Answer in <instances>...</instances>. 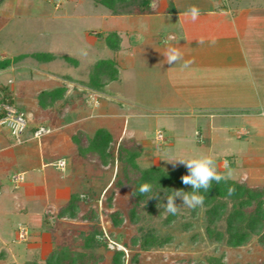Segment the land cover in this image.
Listing matches in <instances>:
<instances>
[{
  "label": "rangeland",
  "instance_id": "rangeland-1",
  "mask_svg": "<svg viewBox=\"0 0 264 264\" xmlns=\"http://www.w3.org/2000/svg\"><path fill=\"white\" fill-rule=\"evenodd\" d=\"M36 2L39 7L33 5ZM21 3L23 7L18 9L17 17L3 13L7 16V27L0 32V40L7 50L15 58L29 51H42L79 61L74 65L62 58L50 63L26 60L49 69L51 79L58 77L59 87L66 88L64 96L46 108L39 120H44L51 129L63 128L81 116L82 121L62 130L68 135L84 131L93 136L98 129L107 128L116 148L124 140L142 147L137 159L141 167L168 169L173 168L164 161L169 155L208 154L216 159L219 172L226 169L233 172L231 179L264 186L263 121L258 119L261 134L254 138L236 135L237 126L243 124L241 119L218 116L213 120L215 127L228 123L231 130L209 131L206 128L209 120L202 115L216 116L222 112L205 113V107H195L201 106L202 100L198 103L186 97L191 90L186 91L185 76L176 70L168 76L169 64L162 55L166 46H161L156 35H152L149 18L138 14L113 15L106 6L93 0H21ZM156 3L153 2L154 10ZM31 8H36L38 15L30 13ZM109 32L121 34L120 51L107 47L104 35ZM183 35H179L181 40L175 45L181 52L186 48ZM197 47L201 48L200 43ZM100 59H115L124 70L120 72L121 83L109 82L106 93L86 85L92 66ZM21 73L28 72L22 69ZM9 101L0 104L1 108ZM1 129V133L9 132L7 127ZM28 134H24L21 143L12 139L10 154L0 153V264L11 262L8 255L17 264L35 258L42 261L51 249L59 246L83 250L84 239L92 235L102 241L92 248L105 254L106 261L101 264H109L113 248L125 249V264H264V246L256 239L236 248L209 241L202 209L192 216L190 208L181 207L177 218L165 223L169 215L164 208L166 195L171 194L168 192L159 193L158 200L139 204V214L130 222L128 215L135 198L115 188L121 176L119 161L102 167L94 157L79 154L70 138L55 133L56 138L44 144L47 137L27 142ZM40 154L46 157V162L64 155L69 162L67 171H58L51 165L41 167ZM22 170L26 178L20 184L23 180L17 179ZM67 192L79 193L82 208L95 207L99 218L81 221L58 217ZM176 203L182 206L179 198ZM114 209H119L126 218L120 225H114L105 212ZM42 220L45 226H41ZM185 222H192L193 227L186 229ZM167 236H171L170 242L159 245ZM135 239L137 242L133 244ZM135 254L136 263L132 260Z\"/></svg>",
  "mask_w": 264,
  "mask_h": 264
},
{
  "label": "crops",
  "instance_id": "crops-1",
  "mask_svg": "<svg viewBox=\"0 0 264 264\" xmlns=\"http://www.w3.org/2000/svg\"><path fill=\"white\" fill-rule=\"evenodd\" d=\"M33 5L39 7L38 2L33 3ZM21 7H23L21 0H3L1 2L0 32L7 27V20L5 19L7 16L4 17L3 13L11 18L17 17L18 9ZM193 7L199 9L200 12L195 21L191 19L189 11ZM155 8L152 13L135 14L149 18L151 33L153 36L156 35L161 46L177 45L178 41L181 40L179 35L184 34L182 38L185 37L183 41L186 48L182 53L185 60L193 62L188 69L184 70L180 68L179 64L168 65V76L174 70L185 76L184 82L188 88L186 91L191 90L190 94L187 92L186 97L190 100H197V102L202 100V104H199L201 106L195 104V107H205L207 109L205 113L222 112L221 115L216 116L214 114L202 115L209 120V126L206 128L209 131L216 128L221 131L231 130V125L228 123L215 127L213 120L218 116L222 119H241L244 125L237 126L236 135L238 137L248 136V138L258 137L261 134L259 133L261 130L259 131L258 128V119L264 123V1L158 0ZM30 10V13L36 15L39 13L36 8ZM167 35L168 37H166ZM199 43L201 48L197 47ZM121 48L122 38L120 34V48L117 51H120ZM35 52L42 51L26 52L24 54L27 56L16 61L14 54H11L0 40V60H12L6 68H0V88L7 89L11 94V97L5 98L4 101L10 100V104L17 106L31 116L27 118L28 129L26 133H29L28 136H30L27 138V142L36 140L32 133L38 126L43 125L51 129L48 124L43 122L44 120H39L46 110L39 105V93L61 85L58 82V77L51 79L49 69L44 68L39 63L36 65L35 61L33 63L26 62L29 58L38 62H46L30 56L31 53ZM116 62L122 74L124 70L121 64ZM22 69H26L28 73L22 74ZM106 92H108L107 89ZM80 121H82V117L78 116L69 121L63 128L61 126L52 128L55 130L51 129L49 133L42 136L43 138L47 137L44 144L53 141L56 138L55 133L59 137L65 136L72 141L75 133L68 135L62 129ZM52 134L54 135L52 136ZM0 141L3 145L0 147V153L10 154L9 151L13 148L14 142L11 134L0 132ZM38 160L41 162V167L45 168L51 165L61 172L67 171L69 165L68 159L64 155L50 158L49 162H46V157L41 155ZM59 160L66 162L65 169L61 170L56 166ZM19 174L23 175V181L20 183L22 184L25 182L26 172L22 170ZM71 194L72 192L65 194L66 201ZM42 225H44V220H42ZM8 257L11 262L14 261L11 255Z\"/></svg>",
  "mask_w": 264,
  "mask_h": 264
},
{
  "label": "trees",
  "instance_id": "trees-1",
  "mask_svg": "<svg viewBox=\"0 0 264 264\" xmlns=\"http://www.w3.org/2000/svg\"><path fill=\"white\" fill-rule=\"evenodd\" d=\"M3 0H0V4ZM97 4L106 6L112 14H135L154 12L153 2L158 0H93ZM101 35V33H97ZM105 43L113 51L120 48V35L109 32L104 35ZM26 54L14 58L20 60ZM30 56L40 61H53L62 58L68 63L78 65L79 61L68 55H58L52 52H35ZM11 59L0 60V68H6L11 64ZM120 82V70L114 59H100L91 69L88 87L105 91L109 82ZM105 89V90H104ZM66 92L65 86L43 90L39 93V105L42 108L52 106L57 100L62 98ZM11 97L10 92L5 88H0V104L5 98ZM4 110L0 106V116ZM12 137V136H11ZM77 151L81 155L94 157L102 167L112 165L115 161L121 164V176L115 182V188L127 191L134 195L135 205L130 209L128 215L130 222H134L138 216V206L142 202H148L146 196H141L139 188L142 184H150L153 192H168L183 189L191 191L181 182V177L187 174V169L181 165L176 168H163L161 166L141 167L137 159L142 153V147L130 140H124L117 148L111 132L106 128L98 129L93 136L78 131L73 135ZM13 139V137H12ZM234 187L235 194L227 195V189ZM205 196L202 207L191 209L192 216L198 214L202 209L204 217V232L206 238L217 244L229 247H243L253 240L264 246V186H252L243 180L229 179L227 183L213 182L212 188ZM82 199L79 193H72L69 199L60 206L57 216L81 221H95L99 218V212L95 207L82 208ZM153 204V202H152ZM113 204L109 201V206ZM153 207V205H152ZM114 225H120L126 219L119 209L106 210ZM107 215V214H106ZM177 218V215L169 214L165 223H170ZM45 223V221H44ZM186 229L193 227L192 222L183 223ZM194 234L192 237L194 238ZM96 235L86 237L82 243L83 250L72 249L68 246L53 248L44 261L37 259L26 260L22 264H101L106 261L104 253L92 250L94 245H99L102 241ZM150 240V239H146ZM171 236H167L159 241V245L170 242ZM137 240L132 243L136 244ZM149 242V241H147ZM109 264H125L126 252L124 248H113L111 250ZM135 254L133 262L136 263ZM9 264H16L14 261Z\"/></svg>",
  "mask_w": 264,
  "mask_h": 264
},
{
  "label": "clouds",
  "instance_id": "clouds-1",
  "mask_svg": "<svg viewBox=\"0 0 264 264\" xmlns=\"http://www.w3.org/2000/svg\"><path fill=\"white\" fill-rule=\"evenodd\" d=\"M191 19L197 20L200 12L199 9L193 7L190 10ZM203 43V41H200ZM164 61L169 65H180L182 70L188 69L193 63L191 60H185L184 54L178 47L166 46L162 53ZM164 161L171 164L173 168L177 165H183L187 169V174L181 177V182L186 187H190L191 191L183 189L173 190L172 194L166 195V203H164L165 211L171 215H177L181 207L197 209L202 207L205 202V196L202 193H207L212 188L213 182L220 184L227 183L233 177V172L227 170L223 173L218 171L216 159L212 155L204 154L193 157H177L169 155ZM236 189L229 187L227 195L235 194ZM141 196H146L148 200L159 199V192L154 193L150 184H142L139 188ZM182 201V206H178L177 199Z\"/></svg>",
  "mask_w": 264,
  "mask_h": 264
},
{
  "label": "built area",
  "instance_id": "built-area-1",
  "mask_svg": "<svg viewBox=\"0 0 264 264\" xmlns=\"http://www.w3.org/2000/svg\"><path fill=\"white\" fill-rule=\"evenodd\" d=\"M3 110L4 112L0 116V127H7L9 133L16 140V142H23L24 134L28 129L27 116L20 108L10 103L4 105ZM49 132L50 129L48 127L41 125L33 131L32 136L36 139H40ZM65 165L66 162L64 160H59L56 163V166L61 170L65 169ZM18 176L19 178L17 180H23L22 174H18ZM21 236H24V232H21Z\"/></svg>",
  "mask_w": 264,
  "mask_h": 264
}]
</instances>
